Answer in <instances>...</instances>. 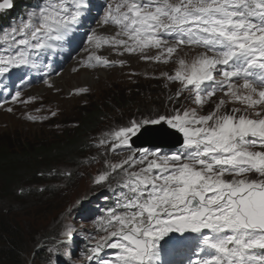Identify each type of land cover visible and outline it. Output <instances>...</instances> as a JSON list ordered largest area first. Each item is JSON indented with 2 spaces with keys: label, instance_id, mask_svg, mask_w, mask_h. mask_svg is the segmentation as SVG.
I'll use <instances>...</instances> for the list:
<instances>
[{
  "label": "snow or ice",
  "instance_id": "obj_1",
  "mask_svg": "<svg viewBox=\"0 0 264 264\" xmlns=\"http://www.w3.org/2000/svg\"><path fill=\"white\" fill-rule=\"evenodd\" d=\"M15 7L0 0V16ZM69 49L72 72L97 81L155 64L144 78L161 91L128 115L113 105L118 116L84 141L75 167L38 173L59 189L99 165L92 184L105 203L81 209L88 225L66 208L19 249L24 264H264V0H34L0 27V108L35 103L25 89L37 79L63 91L55 62ZM37 111L49 114L27 120L59 112ZM52 190L19 185L15 195Z\"/></svg>",
  "mask_w": 264,
  "mask_h": 264
},
{
  "label": "rangeland",
  "instance_id": "obj_2",
  "mask_svg": "<svg viewBox=\"0 0 264 264\" xmlns=\"http://www.w3.org/2000/svg\"><path fill=\"white\" fill-rule=\"evenodd\" d=\"M25 1L29 4H26L24 7ZM31 1L32 3L34 2V0H22L20 8H18L12 14L8 22L2 24L1 27L7 25L10 21L24 12L27 7L31 5ZM55 64L62 68V76L56 78L59 82L66 79V74H68V72L75 75L79 74L72 72V68L75 67V60L73 58L65 67L58 62H55ZM65 69L68 71L66 74ZM163 70L168 69L167 67H163ZM132 71L140 73L141 75L132 76L131 79H129L127 73ZM154 71L157 72V74L159 72V68L155 64L143 61L133 62L130 69H115L110 73H101V79H99V81L95 79V74L87 73V75L90 74L91 77H93V83L90 84H85L82 77L73 76L67 86L59 85L63 89V91L59 93L46 88L41 82L36 81L31 87L25 89V96L33 95L37 97L35 103L12 105L14 107V113H8L5 109L0 108V140L4 139L17 144L28 141L51 142L62 130L72 129V126L76 124L73 120L76 117L80 118V113H83V107L92 104L95 106H102L104 111L107 112L108 119L104 118V123L98 130L105 129L107 125L113 122V119L118 116L112 108L113 105L117 107L122 106L125 115H128L135 110V106L132 107L131 104L129 105L128 103L131 102L128 101L135 102L136 100L134 99H137L139 95L142 97L151 95L154 98L156 95L160 94V82L144 78L145 74H151ZM133 81L136 82L133 83ZM74 86H89L91 92L86 96H73L72 98H68L67 94L70 90L75 88ZM137 89L139 90L138 92ZM118 99H121L122 102L118 101ZM125 104H127L126 107L124 106ZM5 107H7V105ZM41 108L58 109V116L43 122L39 121V119L37 122L27 120L25 113L37 117L49 114L48 112L37 111ZM57 125H59V127H57ZM72 161L73 160L68 156L67 160L64 162L46 164H48L47 167H64L66 165L75 167V165L71 164ZM98 167L99 165H94L92 167L79 169V171L83 172V175L75 177L72 181L67 182L66 187L59 189L57 186L61 181H50L44 178L41 182H37V185L35 184L34 189L39 186H47L53 189L52 191L44 193L40 198H37L39 195L33 192L32 195H25V197L13 201L14 208H16L13 209L14 213L10 211L9 213H11L10 215H12L13 221L25 232L26 237L23 248L26 247L31 250L35 240H39L46 231H52L57 226L56 221L60 219L61 213L70 205L73 206L72 222L77 225L89 224L85 219V214H82L81 209L96 210L99 206L96 202L102 200V196L104 195L102 190L97 189L92 184V175L95 174ZM26 183L25 188L27 190L31 183ZM7 195L8 193L4 194L0 188V198L4 197L9 199ZM20 262L24 264L22 256ZM37 264H40L39 257Z\"/></svg>",
  "mask_w": 264,
  "mask_h": 264
},
{
  "label": "trees",
  "instance_id": "obj_3",
  "mask_svg": "<svg viewBox=\"0 0 264 264\" xmlns=\"http://www.w3.org/2000/svg\"><path fill=\"white\" fill-rule=\"evenodd\" d=\"M15 3L16 7L13 10L5 16H0V27L2 24H6L12 14L20 8L22 0H16ZM143 98L139 95L137 99H134L135 102L128 101L131 102L128 104H131L132 107L137 106ZM118 101L122 102L121 99ZM124 106L126 107L127 104ZM106 116L107 112L102 106L87 105L83 107L80 118L76 117L73 120L76 124L79 121V127L72 126V129L62 130L51 142L28 141L17 144L1 139L0 188L4 194L8 193L9 199L1 197L0 207H8L11 209L10 212L14 213L13 209L16 207L14 208L13 201L22 198L15 195L19 185H26V182H30L29 188L34 189L35 184L42 181L38 173L42 170L47 172L48 169L53 168L47 167L48 164L64 162L68 156L72 160L77 159L84 141L97 133ZM103 194L105 195L104 192ZM38 195L37 198H40L41 195ZM104 203V197H102L99 203L100 208ZM100 208H96V210ZM10 214L9 211L5 213L0 210V264H21V255H18V251L23 248L26 235L21 227L13 221Z\"/></svg>",
  "mask_w": 264,
  "mask_h": 264
},
{
  "label": "bare ground",
  "instance_id": "obj_4",
  "mask_svg": "<svg viewBox=\"0 0 264 264\" xmlns=\"http://www.w3.org/2000/svg\"><path fill=\"white\" fill-rule=\"evenodd\" d=\"M71 66V65H70ZM68 68V67H67ZM68 71H67V69H65V74L67 73ZM104 74V73H103ZM69 75V76H68ZM73 76H76V77H82V80L84 81V83L85 84H90V83H93V77H91V75L90 74H88L87 75V73H85V72H82V73H79V74H72L71 72L69 73L68 72V74H66V79H64L63 81H60L59 82V80H57V82H58V84L60 85V86H67L69 83V81L73 78ZM104 77V76H103ZM63 78V77H62ZM101 79V78H100ZM64 84V85H63ZM69 87H70V85H69ZM75 87V86H74ZM79 87V86H78ZM46 92V91H45ZM114 104V103H113ZM78 123V122H77ZM73 124V123H72ZM102 197H104V196H102ZM99 200V199H98ZM97 204H99L100 203V201H98V202H96ZM95 203V204H96ZM98 208H100V206H98Z\"/></svg>",
  "mask_w": 264,
  "mask_h": 264
}]
</instances>
